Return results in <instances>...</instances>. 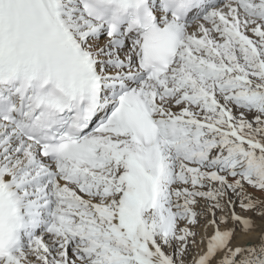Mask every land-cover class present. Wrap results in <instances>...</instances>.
<instances>
[{
  "label": "snow or ice",
  "instance_id": "1",
  "mask_svg": "<svg viewBox=\"0 0 264 264\" xmlns=\"http://www.w3.org/2000/svg\"><path fill=\"white\" fill-rule=\"evenodd\" d=\"M0 264H264V0H0Z\"/></svg>",
  "mask_w": 264,
  "mask_h": 264
}]
</instances>
